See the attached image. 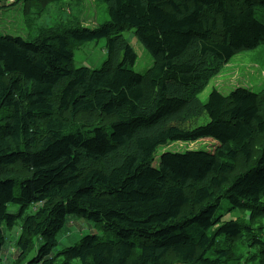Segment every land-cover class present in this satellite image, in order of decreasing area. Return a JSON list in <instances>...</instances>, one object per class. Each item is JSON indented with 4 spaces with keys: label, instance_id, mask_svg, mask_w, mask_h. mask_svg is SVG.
Wrapping results in <instances>:
<instances>
[{
    "label": "trees",
    "instance_id": "16d2710c",
    "mask_svg": "<svg viewBox=\"0 0 264 264\" xmlns=\"http://www.w3.org/2000/svg\"><path fill=\"white\" fill-rule=\"evenodd\" d=\"M59 1L0 0V16ZM100 1L98 27L0 35V264L18 224L20 254L39 251L29 264H264V89L200 99L264 43V0ZM127 30L154 58L144 73ZM103 38V67L75 68L74 51ZM204 139L218 145L165 151ZM69 216L115 235L54 256Z\"/></svg>",
    "mask_w": 264,
    "mask_h": 264
},
{
    "label": "rangeland",
    "instance_id": "374dc122",
    "mask_svg": "<svg viewBox=\"0 0 264 264\" xmlns=\"http://www.w3.org/2000/svg\"><path fill=\"white\" fill-rule=\"evenodd\" d=\"M13 0H9V5ZM23 6L19 3L15 7L5 9L0 16V35H10L14 37H22L28 41H36L47 30H64L77 27H98L101 23L108 20L106 4L100 0H63L53 2L44 11L37 13L35 10L27 15ZM258 19L263 16L258 15ZM124 36L138 55L135 70L144 73L154 64V58L150 52L140 43L134 34V30H127ZM107 40L105 38L88 42L74 51V67L90 69H100L103 67L107 59ZM237 88H247L252 91L259 92L264 89V43L253 50L244 51L235 56L226 66L223 67L221 73L212 79L205 90L200 94V99L206 102L210 93L217 89L224 95L230 94ZM7 111L2 112L5 114ZM84 123V122H83ZM218 143L210 139H204L192 144L175 143L165 148V151H184L186 149H198L208 147L214 150ZM162 152L164 149L161 150ZM158 163V161H157ZM229 206L228 200H224L223 212ZM33 210V208H32ZM10 213H19L20 207L12 204L9 207ZM28 211V213H30ZM238 213L228 214L225 220L236 218ZM6 245L3 252L4 264H29L33 259L37 258L38 252L28 254L25 257L20 254L17 247V240L21 234V226L18 224L12 229H5ZM98 235L102 239L115 235L113 231L104 233L95 226L92 221L81 217L69 216L65 228L57 235V246L52 250L53 255H58L65 249L75 246L85 236ZM43 240H36V247L40 249ZM64 261V256H61ZM59 263V262H58Z\"/></svg>",
    "mask_w": 264,
    "mask_h": 264
}]
</instances>
